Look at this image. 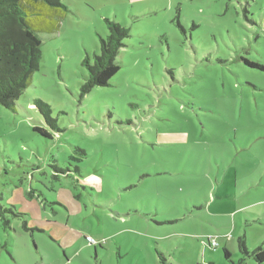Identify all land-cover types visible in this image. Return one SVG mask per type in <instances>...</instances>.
Segmentation results:
<instances>
[{"label":"rangeland","instance_id":"obj_1","mask_svg":"<svg viewBox=\"0 0 264 264\" xmlns=\"http://www.w3.org/2000/svg\"><path fill=\"white\" fill-rule=\"evenodd\" d=\"M62 1L0 104V264H260L239 239L264 243V0ZM107 19L130 37L85 92Z\"/></svg>","mask_w":264,"mask_h":264},{"label":"trees","instance_id":"obj_2","mask_svg":"<svg viewBox=\"0 0 264 264\" xmlns=\"http://www.w3.org/2000/svg\"><path fill=\"white\" fill-rule=\"evenodd\" d=\"M62 0H0V104L10 111H17V100L32 85L33 75L40 67L43 34L59 31L61 22L71 13ZM109 33L101 38V50L91 63L87 57L84 64L89 70V78L83 86L87 92L95 86H106L120 70L117 56L125 46L124 40L130 37V29L119 22L106 20ZM248 65L264 70L260 64ZM35 105L50 117V106L41 99ZM35 131L44 137L50 134L42 128ZM100 245L98 242L96 245ZM240 248L247 256H253L264 264V243L249 251L245 238L239 239ZM94 245V248L96 247ZM225 259L234 264L228 249L223 251ZM241 258L237 264H245ZM207 264H212L211 262Z\"/></svg>","mask_w":264,"mask_h":264},{"label":"built area","instance_id":"obj_3","mask_svg":"<svg viewBox=\"0 0 264 264\" xmlns=\"http://www.w3.org/2000/svg\"><path fill=\"white\" fill-rule=\"evenodd\" d=\"M87 241L93 246L98 243L96 240H94V238H92L90 236L87 237ZM208 244H209V246H211L213 248H216L219 246V243L215 238H208Z\"/></svg>","mask_w":264,"mask_h":264}]
</instances>
